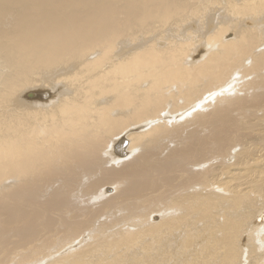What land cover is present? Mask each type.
I'll return each instance as SVG.
<instances>
[{
	"label": "bare ground",
	"instance_id": "obj_1",
	"mask_svg": "<svg viewBox=\"0 0 264 264\" xmlns=\"http://www.w3.org/2000/svg\"><path fill=\"white\" fill-rule=\"evenodd\" d=\"M225 197L264 214V0H0V264H264Z\"/></svg>",
	"mask_w": 264,
	"mask_h": 264
},
{
	"label": "rangeland",
	"instance_id": "obj_2",
	"mask_svg": "<svg viewBox=\"0 0 264 264\" xmlns=\"http://www.w3.org/2000/svg\"><path fill=\"white\" fill-rule=\"evenodd\" d=\"M223 194L225 195H227V193H225V192H223ZM230 198H228V199H226V197L223 199V201H222V208L221 209H219L218 211H217V214L218 215H222V214H224V215H227V216H229V217H232V219L233 220H241V221H248V225H247V227H249V226H251V224L253 225V226H255V228L254 229H252V228H250V230H249V232H247L246 230L244 231V232H240V234H239V240H238V246L240 247V248H244V249H250L251 248V239H253L254 241H258V237H264V229H262V228H260V231H259V235H258V237H256V235H254V236H251L252 235V232H254V231H257V229L259 228V227H262V223H264V217H263V219L261 220V221H258V218L259 217H261V216H264V214H260L258 217H257V219H256V221H255V218L253 219L252 218V216H248V214L250 213V212H253L252 210H249V209H247V204H248V202H243V201H245L246 199H248L247 197L246 198H244V199H242V204H240V205H242V207L240 206V205H238L239 207L236 209V208H232L231 207V205H230V203H229V201L231 202H233V200L232 199H230ZM226 201H228V202H226ZM248 201V200H247ZM264 200L262 199V200H260V202H263ZM246 203V204H245ZM244 204H245V206H244ZM221 210V211H220ZM223 210V211H222ZM227 211V212H226ZM262 211H264V209L263 210H261V212ZM222 212V213H221ZM244 212V213H243ZM260 212V213H261ZM229 213V214H228ZM248 216V217H247ZM223 218L221 217H218L217 218V221L218 222H220L221 220H222ZM208 223H209V225L211 226L212 225V221L211 220H209L208 221ZM215 229V230H214ZM209 230V231H208ZM211 231V232H210ZM211 233V234H208V233ZM214 232V233H213ZM220 228H216V227H213L212 229H208L207 228V230H205V233H202L203 235L201 236H199V237H197V239H196V241H195V244L196 245H204L207 249H209V247L210 246H213L212 244L213 243H211V242H209V239H211L210 237H212L213 235H214V237L216 236H220ZM239 232V231H238ZM210 235V236H209ZM212 235V236H211ZM207 236V237H206ZM218 236V237H219ZM88 242V241H87ZM89 242H92V241H89ZM84 243H86V242H84ZM181 244H182V241L180 240L179 241V245L181 246ZM261 247H262V249H264V241H262V245H261ZM66 251H64V250H62V251H60V252H58V253H56L54 256H53V259H52V257H50V258H47V259H45L44 260V262H45V264H48V263H55V264H60V263H62V262H59V261H57V259H56V261L54 262V260H55V258L57 257V256H62V255H64V253H65ZM247 253V251L245 252V254ZM52 259V260H51ZM64 263H66L67 262V258L65 257L63 260H62ZM237 264H239V263H237Z\"/></svg>",
	"mask_w": 264,
	"mask_h": 264
}]
</instances>
